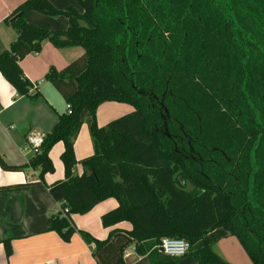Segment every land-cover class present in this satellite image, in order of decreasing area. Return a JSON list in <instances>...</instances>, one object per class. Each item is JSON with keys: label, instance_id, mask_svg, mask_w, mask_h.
Here are the masks:
<instances>
[{"label": "trees", "instance_id": "obj_1", "mask_svg": "<svg viewBox=\"0 0 264 264\" xmlns=\"http://www.w3.org/2000/svg\"><path fill=\"white\" fill-rule=\"evenodd\" d=\"M76 1L81 11L25 0L4 19L17 37L0 49V72L18 97H42L20 61L44 41L83 53L44 76L70 107L45 133L40 152L21 166L0 153L4 170L30 167L40 180L0 192L45 185L44 175L55 171L50 151L62 142L64 178L48 185L58 203L48 229L69 240L71 215L109 198L118 206L102 215L103 226L132 225L113 228L106 239L80 231L94 243L97 264H125L132 246L150 264H177L181 257L159 249L164 237L188 240L197 264H225L213 244L227 236L264 264V0ZM30 11L66 16L68 27L32 24ZM104 102L133 109L100 126ZM85 122L94 153L77 160ZM11 241H2L7 256Z\"/></svg>", "mask_w": 264, "mask_h": 264}, {"label": "crops", "instance_id": "obj_2", "mask_svg": "<svg viewBox=\"0 0 264 264\" xmlns=\"http://www.w3.org/2000/svg\"><path fill=\"white\" fill-rule=\"evenodd\" d=\"M25 0H0V49H7L17 37L16 31L4 24V19ZM56 7L64 9L74 5L82 10L76 0H50ZM28 22L50 30H63L68 27V18L63 15L48 16L37 11L26 15ZM83 50V49H82ZM83 51L79 46L57 48L51 42L44 41L40 52L31 53L20 61L25 76L38 86L42 97L32 100L18 97L16 89L0 72V153L10 166H21L29 161V153L23 151L25 139L32 132H49L57 123L59 114L67 109L62 95L47 80L46 72L51 66L62 69ZM125 103L104 102L97 110V122L104 126L109 121L131 111ZM117 113L119 115L114 114ZM64 144L58 142L50 151L56 173L44 175L42 186L24 190L0 192V264H97L93 254L94 243L88 244L80 231L90 233L98 239H106L113 228L130 230L129 221H123L112 227H104L102 215L118 206L115 198L98 203L86 214H72L76 228L69 240H64L56 232L49 230L50 215L58 210V203L52 198L48 185L63 179L64 165L60 156ZM77 160L94 153V146L87 123H84L74 144ZM76 173L82 172L78 164ZM40 180L38 171L28 167L23 170H4L0 166V186L26 184ZM12 238V254L6 255L2 243ZM134 249V247H131ZM214 252L225 264H254L237 237L227 236L213 244ZM125 264H150L146 255L141 256L133 250L124 258ZM177 264H197L190 254L181 257Z\"/></svg>", "mask_w": 264, "mask_h": 264}, {"label": "built area", "instance_id": "obj_3", "mask_svg": "<svg viewBox=\"0 0 264 264\" xmlns=\"http://www.w3.org/2000/svg\"><path fill=\"white\" fill-rule=\"evenodd\" d=\"M70 106L67 105V108ZM45 137L44 132H32L27 135L25 139V144L23 151L30 153V154H37L40 152L43 146V140ZM191 245L190 242L183 238H172V237H164L161 239L159 244V249L161 253L168 255L170 257H183L186 256L190 251ZM135 250L131 247L127 248L124 253L123 257L127 258L130 256L131 252Z\"/></svg>", "mask_w": 264, "mask_h": 264}, {"label": "rangeland", "instance_id": "obj_4", "mask_svg": "<svg viewBox=\"0 0 264 264\" xmlns=\"http://www.w3.org/2000/svg\"><path fill=\"white\" fill-rule=\"evenodd\" d=\"M4 24H5V23H4ZM82 49H83V48H82V47H80V50H81V51H83ZM124 105H125V106H129V107H130V105H129V104H124ZM131 107H132V106H131ZM131 109H133V107H132ZM115 115H119V114L115 113V114H114V116H115ZM85 123H87V122H85ZM87 124H88V123H87ZM32 155H33V154H30V153H29V157H31ZM54 173H56V168H55V171H54ZM54 173H53V174H54ZM63 178H64V175H63Z\"/></svg>", "mask_w": 264, "mask_h": 264}]
</instances>
